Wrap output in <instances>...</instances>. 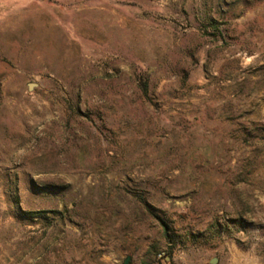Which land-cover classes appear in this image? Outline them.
Listing matches in <instances>:
<instances>
[{"label":"rangeland","instance_id":"1","mask_svg":"<svg viewBox=\"0 0 264 264\" xmlns=\"http://www.w3.org/2000/svg\"><path fill=\"white\" fill-rule=\"evenodd\" d=\"M127 258L264 264V0H0V264Z\"/></svg>","mask_w":264,"mask_h":264},{"label":"trees","instance_id":"2","mask_svg":"<svg viewBox=\"0 0 264 264\" xmlns=\"http://www.w3.org/2000/svg\"><path fill=\"white\" fill-rule=\"evenodd\" d=\"M138 81L140 83L141 90L144 94L148 91V81L145 76H139Z\"/></svg>","mask_w":264,"mask_h":264},{"label":"water","instance_id":"3","mask_svg":"<svg viewBox=\"0 0 264 264\" xmlns=\"http://www.w3.org/2000/svg\"><path fill=\"white\" fill-rule=\"evenodd\" d=\"M35 86H36V85H29V90L32 91V90L35 88ZM129 260H130V258H127V259L125 260L124 264H128V263H129ZM212 263L214 264V261H213Z\"/></svg>","mask_w":264,"mask_h":264},{"label":"crops","instance_id":"4","mask_svg":"<svg viewBox=\"0 0 264 264\" xmlns=\"http://www.w3.org/2000/svg\"><path fill=\"white\" fill-rule=\"evenodd\" d=\"M243 264H251V263L250 262H248V263L247 262H244Z\"/></svg>","mask_w":264,"mask_h":264}]
</instances>
